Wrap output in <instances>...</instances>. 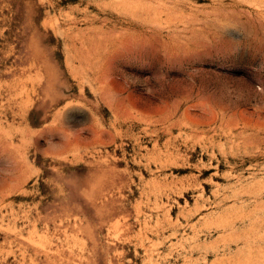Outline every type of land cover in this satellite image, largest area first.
<instances>
[{"label": "rangeland", "instance_id": "1", "mask_svg": "<svg viewBox=\"0 0 264 264\" xmlns=\"http://www.w3.org/2000/svg\"><path fill=\"white\" fill-rule=\"evenodd\" d=\"M0 264H264V0H0Z\"/></svg>", "mask_w": 264, "mask_h": 264}]
</instances>
